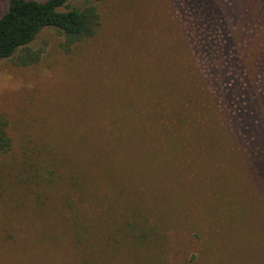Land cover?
<instances>
[{"label":"rangeland","instance_id":"1","mask_svg":"<svg viewBox=\"0 0 264 264\" xmlns=\"http://www.w3.org/2000/svg\"><path fill=\"white\" fill-rule=\"evenodd\" d=\"M97 4L0 59V264H264V0Z\"/></svg>","mask_w":264,"mask_h":264},{"label":"trees","instance_id":"2","mask_svg":"<svg viewBox=\"0 0 264 264\" xmlns=\"http://www.w3.org/2000/svg\"><path fill=\"white\" fill-rule=\"evenodd\" d=\"M7 1V7L0 13V59L25 49L44 28H56L64 37L63 48L70 51L76 43L95 37L102 25L97 4L100 0H93L82 8L71 7L70 0ZM38 59L39 53L27 51L18 57V63L28 65ZM153 87L155 91L161 88L156 84ZM169 87L167 92H172ZM9 127L8 116L0 113V156L10 154L14 147ZM88 262L92 263L91 259Z\"/></svg>","mask_w":264,"mask_h":264}]
</instances>
